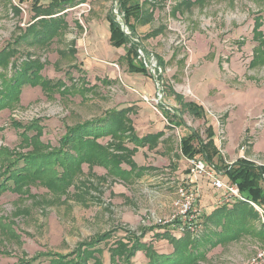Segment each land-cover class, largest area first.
<instances>
[{
	"label": "rangeland",
	"instance_id": "rangeland-1",
	"mask_svg": "<svg viewBox=\"0 0 264 264\" xmlns=\"http://www.w3.org/2000/svg\"><path fill=\"white\" fill-rule=\"evenodd\" d=\"M50 1L40 3L46 6ZM138 1L153 10L150 22L136 23L144 46L142 59L155 65L147 67L146 77L130 74L123 59L124 48L115 52L107 44L106 16L118 13L114 0H73L65 5L64 35L48 45L23 43L18 47L19 59L29 54L39 59L44 63L42 76L59 80L60 86L50 91L39 85L25 86L19 102L0 111V173L13 156L30 149L22 132L13 126L16 122L37 121L41 125L37 138L46 145L40 148L55 150L66 127L97 119L111 109L132 107L129 117L138 136L162 128L169 141L153 150L138 147L133 160L145 169L124 180L102 166L84 163L68 187L49 183L47 176L31 174L17 186L0 188V264L32 258L36 259L34 264H47L51 257L82 251L78 245L104 235L98 246L104 264H110L108 247L118 240L141 238L157 252L169 254L171 242L158 236L163 232L179 242L187 235L192 253L200 255L193 264H240L264 247V237L254 233L262 227V219L248 202L257 217L251 216L245 223L243 219L233 222L230 227L251 231L220 240L222 228L215 222L218 217H207L233 203L218 201V190L211 188L205 177L195 175L191 160L181 155L179 147V138L188 129L204 135L205 127L212 125L224 162L243 157L264 165V64L255 66L252 60L258 40L264 37V0ZM14 2L21 7L17 14L12 10ZM33 2L0 0V50L20 33L18 25L22 29L29 25ZM83 4L89 9L85 11ZM157 28L162 29L157 36L145 38ZM90 35L96 49L89 47ZM71 46L76 47V54L64 56L62 50L67 52ZM157 57L164 61L163 68L158 66ZM169 88L183 100L203 105L204 118L182 114ZM159 102L176 107L184 125L167 126ZM99 142L110 143V138L102 137ZM126 144L133 147L131 142ZM179 188L194 193L192 209L199 211L196 233L177 234L176 218L169 221L176 212ZM158 219L167 222L162 224ZM135 253L132 260L146 264L145 254Z\"/></svg>",
	"mask_w": 264,
	"mask_h": 264
},
{
	"label": "trees",
	"instance_id": "trees-1",
	"mask_svg": "<svg viewBox=\"0 0 264 264\" xmlns=\"http://www.w3.org/2000/svg\"><path fill=\"white\" fill-rule=\"evenodd\" d=\"M187 1L185 0V2ZM38 3L39 0H34L32 4L33 19L40 18L27 25L25 29L18 26L20 33L14 35L11 44L0 50V111L19 102L22 89L25 86L39 85L45 91L60 86L58 85L59 80L53 81L42 76L41 70L44 63L39 59L33 58L30 54L21 59L17 57L18 47L23 43L39 46L48 45L66 28L63 16L53 15L61 12L65 4H70L69 0H52L47 6L38 5ZM116 4L118 14L122 15L130 35L123 31L116 14L109 12L107 18L110 43L114 47L123 46L125 48L124 60L129 72L148 75L147 66L139 53V50L144 51V46L136 33V23L149 22L152 19V9L144 8L143 3L138 0H116ZM11 6L17 14L19 12L18 7L13 4ZM260 23L259 20L258 23L255 21L254 26L258 28ZM161 30V28L152 30L145 36H156ZM258 42L252 59L255 66L264 64V37H260ZM157 61L158 66L163 68V60L157 57ZM157 78L159 81L160 74H157ZM169 91L179 104L182 114L188 113L195 117H202L203 108L200 104L183 100L181 95L170 88ZM158 105L165 116L176 126L184 125L181 120L182 114L172 115L163 104L159 102ZM172 110L174 111V109ZM130 111L131 108L129 107L112 109L97 119L86 120L66 127L59 140L61 145L55 150L52 148L42 150L40 148L44 144L37 138L41 132V125L37 121L28 124L14 123L13 126L22 132L23 140L28 142L27 145L30 149L25 154H20V159L13 156L12 160L7 161L5 165L3 163L0 180L4 181L3 183L0 182V188H9V185L17 186L31 174L47 176L49 183H60L61 186L68 187L84 163L88 166L94 164L102 166L108 173H116L123 180L132 173L140 174L142 168L136 167L131 156L137 146L152 141L157 138L158 134L150 138H139L132 126L129 117ZM178 111L175 109L174 113L176 114ZM188 130L187 134L181 136V155L190 160L201 159L206 165H212L217 173L226 175L231 183L236 184L246 199L264 207V165H257L244 158H238L231 164H224L220 162L221 157L213 142V132L210 126L205 130V138H202L198 132L192 129ZM29 133L32 135L30 136ZM102 137H109L110 143H100L99 139ZM127 142L133 143L134 147L127 146ZM215 158L217 163H214ZM18 160L22 162L20 165ZM122 164H125L128 169L122 168ZM209 216L207 220L218 217V221L215 220V222L222 228L219 234L220 240H227L237 236L236 233L239 231H251L248 227L242 229L241 226H235L233 230L230 225L242 219L245 223L251 219V216L257 217V212L247 202L238 201L234 202L228 209L219 207ZM227 224L229 225L227 226ZM254 233L264 237V225ZM158 236L168 238L171 242L173 249L169 254L157 252L151 244L141 241V238H136L133 241L118 240L117 243L115 242L108 247L110 264H138L132 260L136 251H142L145 254L146 264H193L200 257V255L192 253L190 244H187V235H184L181 242L164 232ZM104 237L91 238L89 241L78 245L82 251L77 249L71 255H56L51 257L47 264H104L101 258L102 250L98 247ZM74 256H77L76 259H72ZM34 260L36 259L32 258L18 264H34Z\"/></svg>",
	"mask_w": 264,
	"mask_h": 264
},
{
	"label": "built area",
	"instance_id": "built-area-1",
	"mask_svg": "<svg viewBox=\"0 0 264 264\" xmlns=\"http://www.w3.org/2000/svg\"><path fill=\"white\" fill-rule=\"evenodd\" d=\"M83 7H85V11L89 9V6L87 4H83ZM139 53L140 57L142 58L141 50H139ZM144 62L147 67L153 68L155 66L152 60L149 63H147L146 60H144ZM191 162L194 166L193 170L195 172V175L205 177L209 181L210 186L218 190L220 195L218 201L232 203L238 201L248 202L260 214L262 224L264 225V208H261L260 206H257L255 203H253L251 200L246 199L240 192L236 184L231 183L229 180H223L222 178H220L217 172L212 167L206 165L201 159L191 160ZM193 200V191L183 190V188H179L177 190V198L174 201L176 212L172 214L169 219L170 222H173L176 218L174 222H176L177 234H182L186 231L196 233L197 231L196 228L198 227L197 219L199 216V211L192 209ZM158 222L164 224L167 221H162L161 219H158ZM240 264H264V247L257 248L251 256L241 261Z\"/></svg>",
	"mask_w": 264,
	"mask_h": 264
},
{
	"label": "crops",
	"instance_id": "crops-1",
	"mask_svg": "<svg viewBox=\"0 0 264 264\" xmlns=\"http://www.w3.org/2000/svg\"><path fill=\"white\" fill-rule=\"evenodd\" d=\"M14 1V0H13ZM18 1H21V2H23L24 0H18ZM34 1V0H33ZM40 1L41 0H39V3H38V5H41V3H40ZM52 1V0H51ZM50 1V2H51ZM69 1H71L70 2V4H72L73 3V0H69ZM49 2V3H50ZM15 3V6L16 7H19L18 6V3L17 2H14ZM48 3V4H49ZM17 4V5H16ZM14 5V4H13ZM66 5V4H65ZM65 5H64V9L61 11V12H59V13H57V14H55V15H53V16H56V15H62L63 16V19H64V21L66 22V20H65V16H66V10H67V8H68V6L67 7H65ZM68 5V4H67ZM43 6V5H42ZM47 6V5H46ZM70 7V6H69ZM151 10V9H150ZM153 11V10H152ZM34 15V14H33ZM108 15V14H107ZM41 17H43V16H41ZM38 18H40V17H37V18H35V19H33L32 18V20L29 22V24H31V23H33L35 20H37ZM106 18H107V16H106ZM152 20V19H151ZM150 20V21H151ZM149 21V22H150ZM133 22V21H132ZM148 23V22H147ZM144 24H146V23H144ZM144 24H142V25H144ZM19 27H20V25H18ZM17 26V27H18ZM136 27H137V24H136ZM66 28H67V22H66ZM158 29V28H157ZM153 30H155V29H153ZM66 31V29L63 31V33L61 34V36L62 35H64V32ZM87 31V30H86ZM162 31V30H161ZM150 33V32H149ZM160 33V32H159ZM158 33V34H159ZM106 37H107V44L109 45V47L111 48V50H113V51H115V52H117L120 48H124L123 46H121V47H114V46H112L111 45V43H110V40H109V35H110V31H109V21H108V18H107V24H106ZM148 34V33H147ZM146 34V35H147ZM157 34V35H158ZM156 35V36H157ZM152 37H155V36H152ZM145 38H149V37H146L145 36ZM142 42V41H141ZM88 44H89V47H93L94 49H96L95 47H94V40H93V37L90 35L89 36V41H88ZM73 46H74V42H73ZM73 46H71L68 50H67V52L66 51H64V50H62V52H63V54H64V56L66 55V54H68V55H70V56H74L75 54H76V47L75 48H73ZM62 52H60V53H62ZM96 54V53H95ZM124 55H125V48H124V54H123V59H124ZM125 61V60H124ZM164 62V61H163ZM126 64V63H125ZM127 66V65H126ZM258 66V65H257ZM128 70V69H127ZM129 72V71H128ZM130 74H132V75H137V76H139V75H141V76H148V75H144V74H141V73H136V72H129ZM186 101H193V102H195V103H197V104H199L198 102H196V101H194V100H186ZM162 104V103H161ZM201 105V104H200ZM165 106V105H164ZM202 106V108H203V115H202V117H195V116H193V115H191V116H193V118H197V119H201V118H204V106L203 105H201ZM166 107V106H165ZM129 108H131V111L130 112H132L133 111V109H132V107H129ZM161 109V108H160ZM166 109H168L169 110V112L172 114V115H177L178 113H174L175 112V109H177L176 107H172V106H170V107H166ZM172 109H174V111L172 110ZM112 110V109H111ZM115 110V109H114ZM109 111V110H108ZM129 112V113H130ZM161 113H162V115H163V117L167 120V126H169V127H172V129H173V127H175V128H178V127H180V126H176L175 124H174V122H172L170 119H168L166 116H165V114L163 113V111H162V109H161ZM153 119H154V117L153 116H151ZM150 118V117H149ZM173 120V119H172ZM163 124V123H162ZM132 126H133V128H134V125H133V123H132ZM182 126V125H181ZM208 126H210L211 128H212V132H213V142H214V144L216 145V142H215V130H214V128H213V126L212 125H207L206 127H205V129H204V131H203V133H204V135L201 133V132H199V131H196V132H198L199 133V135L202 137V138H205V135H206V133H205V130H206V128L208 127ZM134 130H135V128H134ZM195 131V130H194ZM135 133H136V130H135ZM156 134H158V136H157V138H155V139H153L152 141L150 140L148 143L147 142H145L143 145H141V146H146L148 149H150V150H153V149H156L157 147H158V145L160 144V143H166L167 141H169L168 140V136L166 135V133H165V131L162 129V128H159L157 131H155V132H147V133H145L143 136H138L137 134V136L139 137V138H145V137H147V138H150L151 136H155ZM153 143V144H152ZM128 146V145H127ZM181 146V136H180V138H179V147ZM133 147H134V144H133ZM138 147H140V146H137L136 148H135V152L133 153V155L131 156V159L133 160V156H134V154L137 152V149H138ZM216 147H217V145H216ZM217 150H218V152H219V155H220V151H219V149H218V147H217ZM180 153H181V151H180ZM220 157H221V155H220ZM239 158H243V157H239ZM238 159V158H237ZM244 159H246V160H248V161H250V162H253V163H255L254 161H251V160H249V159H247V158H244ZM133 162H134V160H133ZM220 162H223L224 164H231L232 162H224V160L222 159V157H221V161ZM219 162V163H220ZM234 162V161H233ZM135 163V162H134ZM214 163H217V159L215 158V162ZM255 164H257V163H255ZM123 165H125V164H122V168H125V167H123ZM135 165H136V167H139V166H137V164L135 163ZM258 165V164H257ZM126 166V165H125ZM210 167H212V165H209ZM139 168H142V170L143 169H145L143 166L142 167H139ZM213 168V167H212ZM128 169V168H127ZM214 169V168H213ZM142 170H141V172H142ZM140 172V173H141ZM220 175H223V178L225 179V180H228L227 179V176L226 175H224V174H222V173H219ZM132 175V174H131ZM130 175V176H131ZM188 177H190V179H191V182H195L192 178H191V176H190V174H189V176ZM129 179H131V178H129ZM212 188V187H211ZM214 190V189H213ZM215 191V190H214Z\"/></svg>",
	"mask_w": 264,
	"mask_h": 264
},
{
	"label": "water",
	"instance_id": "water-1",
	"mask_svg": "<svg viewBox=\"0 0 264 264\" xmlns=\"http://www.w3.org/2000/svg\"><path fill=\"white\" fill-rule=\"evenodd\" d=\"M115 2H116V0H114ZM116 14V13H115ZM117 16H119V18L117 17V20L120 22V24H121V28L123 29V31L126 33V34H128V35H130V32L128 31V29H127V26H126V24H125V22H124V20H123V17H122V15L121 14H116Z\"/></svg>",
	"mask_w": 264,
	"mask_h": 264
}]
</instances>
